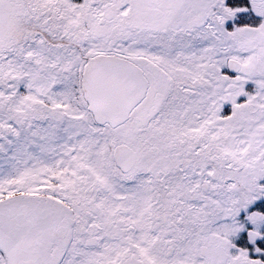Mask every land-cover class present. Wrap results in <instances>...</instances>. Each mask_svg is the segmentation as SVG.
Listing matches in <instances>:
<instances>
[{"label": "snow or ice", "instance_id": "6c2138e0", "mask_svg": "<svg viewBox=\"0 0 264 264\" xmlns=\"http://www.w3.org/2000/svg\"><path fill=\"white\" fill-rule=\"evenodd\" d=\"M0 264H264V0H0Z\"/></svg>", "mask_w": 264, "mask_h": 264}]
</instances>
